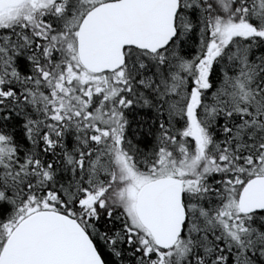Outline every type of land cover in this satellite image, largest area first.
<instances>
[{"label": "snow or ice", "instance_id": "6c2138e0", "mask_svg": "<svg viewBox=\"0 0 264 264\" xmlns=\"http://www.w3.org/2000/svg\"><path fill=\"white\" fill-rule=\"evenodd\" d=\"M0 264H264V0H0Z\"/></svg>", "mask_w": 264, "mask_h": 264}]
</instances>
